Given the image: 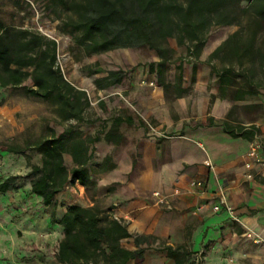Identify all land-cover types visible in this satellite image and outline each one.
Instances as JSON below:
<instances>
[{
  "label": "trees",
  "instance_id": "1",
  "mask_svg": "<svg viewBox=\"0 0 264 264\" xmlns=\"http://www.w3.org/2000/svg\"><path fill=\"white\" fill-rule=\"evenodd\" d=\"M49 7L60 18L67 14L64 27L70 30L74 42L87 54H100L119 49L149 48L160 58L157 70L165 66L174 54L169 41L190 43L188 54L198 62L206 44V33L213 26L241 25L246 20L258 28L248 48L241 44L243 28L231 35L210 56L218 58L225 54L230 63L248 54L261 56L264 51L256 48L258 35L264 31V0H48ZM242 56V58H243ZM241 59V58H240ZM182 66V65H181ZM179 67L180 69L182 67ZM155 65H151L154 70ZM100 73L102 71H96ZM219 79V98L244 101L255 95L249 78L244 82L246 92L240 90L237 70L233 64L215 72ZM126 77L122 70L110 71L108 76L96 81L100 90L121 85ZM28 81L29 95L59 104L67 117H80L84 92L77 91L69 83L58 65L57 41L29 28L6 25L0 18V88H18ZM215 97H213V100ZM232 111L228 114V120ZM125 121L115 119L105 139L113 144L123 140L119 133ZM127 123L131 124L130 119ZM205 123V121H204ZM214 126L213 119L208 121ZM223 130L234 138L253 141L259 135L254 126L234 127L229 121ZM100 137L84 138L75 129L61 135L55 133L47 139L28 143L25 148L4 147L1 150L14 155H24L31 167V191L45 207L55 203L56 197L68 185L91 183L89 167L94 157L95 144ZM41 155V165H33L26 151ZM65 155H70L73 167L66 165ZM105 164V162H104ZM106 165V164H105ZM17 177L11 176L0 183V194L18 191ZM59 225L63 228L55 258L58 264H143L146 249L157 242L153 237L135 239L138 250L122 246L123 240L132 238L122 222L102 217L93 208L77 205L67 207ZM176 264L182 247H165ZM186 257V254H183Z\"/></svg>",
  "mask_w": 264,
  "mask_h": 264
},
{
  "label": "crops",
  "instance_id": "2",
  "mask_svg": "<svg viewBox=\"0 0 264 264\" xmlns=\"http://www.w3.org/2000/svg\"><path fill=\"white\" fill-rule=\"evenodd\" d=\"M129 88L126 90L130 95ZM209 88L212 89L201 87L198 94L194 124L191 118L177 124L160 121L167 129L179 132L180 137L174 139L152 137L147 133L145 118L126 115L120 111L126 106L117 103L115 106L120 109L104 119V133L99 135L100 157L106 167L98 173L89 168L91 183L85 186L68 185L65 190L70 200L66 203L61 195L65 190L52 206L45 207L30 189L32 198L19 199L17 214L10 215L4 210L0 220V257L13 264L11 259L15 255L37 249L36 253L43 257L39 260L58 264L55 254L64 236L59 221L71 205L93 208L95 204H89L83 197L87 198V191L94 186L98 189L94 200L100 198L99 202L110 210L109 217L126 225L132 235L121 242L123 247L136 251V238L157 239L156 243L143 246L146 249L143 264H161L162 257L165 264H176L165 247L174 250L182 247L183 264L187 263L182 258L186 251L191 253L192 264V255L200 250H205L208 264H264V242H255L257 236L264 241V165L249 162L250 141L224 132L229 107L225 105L226 99L216 97L213 90L208 92ZM157 90L155 87L152 93L157 94ZM212 96H215L213 103ZM119 118L125 121L119 128L123 140L120 144L107 142L105 136ZM210 119L214 126L208 124ZM128 128H135L137 134ZM66 156L72 160L70 155H65V160ZM132 173L136 175L131 179ZM192 180L204 181L206 191L190 193ZM221 188L240 223L226 211H213V206L221 202ZM154 193L168 196L172 209L160 203ZM247 229L249 239L243 237Z\"/></svg>",
  "mask_w": 264,
  "mask_h": 264
},
{
  "label": "rangeland",
  "instance_id": "3",
  "mask_svg": "<svg viewBox=\"0 0 264 264\" xmlns=\"http://www.w3.org/2000/svg\"><path fill=\"white\" fill-rule=\"evenodd\" d=\"M49 5L48 0H0V18L8 26L33 29L57 41L59 68L65 79L77 91L85 93L82 101L83 110L80 117H67L66 111L59 104L29 95L27 88L31 86L30 81L18 88H0V183L15 176L17 177L16 185L19 187L18 191L0 194L1 221L5 215L4 210L10 215L17 214L19 210L16 205L19 199L32 198L29 194L32 179L31 167L26 157L10 154L2 151V148L9 146L25 148L28 143L50 138L54 133L59 136L69 129H75L84 138L98 137L104 133L102 124L104 119H109L115 109H120L119 106H115L117 103L126 106L120 110L126 115L133 114L136 118H145L147 133L152 137L179 138L178 131L174 128L167 129L160 121L171 120L177 124L184 118H191V123L194 124L201 87H211L212 89L209 88L208 92L213 90L216 97H219L220 85L219 80L216 81L215 72L231 64L235 66L239 75L237 81L240 83V90L247 91L244 82L249 78L254 85L255 95L247 96L244 101H234L229 98L225 100L229 113L232 111L229 123L234 127L254 126L259 129L263 160L254 162L249 157L248 159L251 164L264 165V62L261 56L254 57L248 54L243 56L242 51L243 58L238 57L233 63L225 58V54L213 60L210 59L212 53L241 28H243L241 44L244 48H248L258 29L255 24L250 25L244 20L241 25L213 26L206 33V44L198 62L193 61L188 54L190 43L180 45L172 39L169 45L174 50V54L159 71L157 64L160 58L149 48L119 49L100 54H87L74 42L70 30L64 27L67 14L60 18L58 12L61 13V10L58 9L56 13ZM255 44L257 49L264 51V31L258 35ZM153 64L154 70L151 69ZM118 70L126 74L121 85L105 91L98 89L97 80L107 77L110 71ZM200 70L201 76H199ZM151 83L154 85L151 86ZM129 87L132 89L131 96L126 90ZM155 87L159 91L157 94L152 93ZM128 129L137 134L135 128ZM100 153L101 148L97 142L89 167L93 173H98L106 167ZM26 154L31 156L33 165H41L39 153L27 150ZM65 161L67 167L71 169L72 160L66 156ZM135 175L136 173H132L130 178L132 179ZM97 191L98 189L92 186L86 193L87 198L83 197V199H86L89 204L93 202L95 204L93 209L102 217H109V208L99 202L100 198L97 201L94 200ZM72 193L77 194V192ZM61 195L65 203L70 200L66 190ZM249 232V229L244 231L245 239L250 238ZM29 251L25 255H15L11 259L12 263L50 264V260L48 262L39 260L43 257L36 253L37 249ZM185 254L188 258L185 256L182 258L186 260V264H190L191 253L186 251ZM165 261L162 257L161 264H165ZM0 264H8L7 258L0 257Z\"/></svg>",
  "mask_w": 264,
  "mask_h": 264
},
{
  "label": "built area",
  "instance_id": "4",
  "mask_svg": "<svg viewBox=\"0 0 264 264\" xmlns=\"http://www.w3.org/2000/svg\"><path fill=\"white\" fill-rule=\"evenodd\" d=\"M154 84L151 83V86ZM248 157L254 162H260L263 160V155L261 151V142L259 139V135H256L254 140L250 142V150L248 153ZM209 164V162H207ZM189 192L192 194L204 193L207 189V184L201 180H192L189 184ZM221 202L220 204L213 206V211L215 213H219L221 211H226L234 221L240 223V218L236 215V211L233 207H231L223 194V189L221 188ZM154 196L158 199V201L162 204H167V208L169 210L172 209V206L168 202V196L161 195L160 193H154ZM251 237V235H250ZM255 242H264L259 236L256 237ZM192 264H208L206 260V252L204 250H200L195 252L192 255Z\"/></svg>",
  "mask_w": 264,
  "mask_h": 264
}]
</instances>
